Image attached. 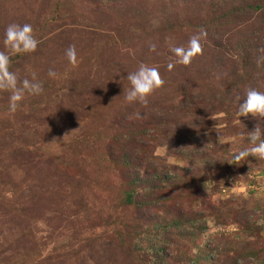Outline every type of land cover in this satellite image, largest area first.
<instances>
[{"label": "rangeland", "instance_id": "1", "mask_svg": "<svg viewBox=\"0 0 264 264\" xmlns=\"http://www.w3.org/2000/svg\"><path fill=\"white\" fill-rule=\"evenodd\" d=\"M10 23L38 43L9 71L42 92L10 114L0 91V264H264V160L226 162L264 139L234 115L264 92V0H0V40ZM140 64L164 83L126 104Z\"/></svg>", "mask_w": 264, "mask_h": 264}, {"label": "clouds", "instance_id": "2", "mask_svg": "<svg viewBox=\"0 0 264 264\" xmlns=\"http://www.w3.org/2000/svg\"><path fill=\"white\" fill-rule=\"evenodd\" d=\"M206 35V31L201 28L198 33L193 34L188 39L186 46L169 44V52L175 57V62L181 65H188L192 58L200 53V40ZM0 43L7 49V53L0 52V91L9 93L7 111L12 114L17 110L19 102L26 92L29 95H39L42 92V87L39 82L35 81L34 75L32 81L23 79L18 87L17 76L9 71L10 57L34 52L38 41L32 35L30 24L10 23L4 28ZM149 50L154 51L155 45H150ZM64 55L69 64L74 65L76 63V50L73 46L69 45ZM172 66L169 63V70H171ZM47 75L50 78H54L56 73L49 69ZM124 78L129 83V87L124 94V102L126 104L138 103L142 106L146 105L148 103L147 98L164 83L155 67H149L144 64H140L134 72L128 73ZM235 100L239 101L240 96L237 95ZM136 115L138 118L140 117V113ZM234 115L238 123H240L239 117L242 116L248 117L250 115L254 119L256 117L264 118V92L249 88L244 94L243 103L236 105ZM248 138L251 141L259 142L251 148L232 153L231 160L226 161L228 164L239 166L240 162L249 155L264 160V139H260V128L258 125L254 127L251 133H248ZM221 142V138L217 136V143ZM232 190L244 192V186L240 184Z\"/></svg>", "mask_w": 264, "mask_h": 264}, {"label": "trees", "instance_id": "3", "mask_svg": "<svg viewBox=\"0 0 264 264\" xmlns=\"http://www.w3.org/2000/svg\"><path fill=\"white\" fill-rule=\"evenodd\" d=\"M222 0H214V2L215 3H219V2H221ZM238 1H240V0H238ZM234 2V1H233ZM244 3V1L242 2V3H240L239 5L240 6H244V7H247L248 6V9H255V8H260V5H258V4H252L251 2H249L248 3V5L246 6V3H245V5L243 4ZM227 13V12H226ZM226 13L224 14V15H226ZM223 15V16H224ZM255 35H256V32H255V34H253L252 35V37L250 38V39H245V46L247 47V46H249V45H251L252 44V40H253V38L255 39ZM249 52V51H248ZM248 52H247V54H248ZM148 140V139H147ZM108 143L109 144H111L112 145V143H113V140L112 139H110V141H108ZM143 145H145V143H142ZM145 148V147H144ZM144 154V156H143V158H147L148 157V155L146 154L147 152L145 151V152H143ZM127 156H130V154H125L124 155V157H123V159H126L127 158ZM125 161V160H124ZM123 161V162H124ZM126 162V161H125ZM127 198H129V200H130V195H128V197Z\"/></svg>", "mask_w": 264, "mask_h": 264}]
</instances>
